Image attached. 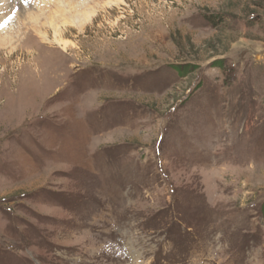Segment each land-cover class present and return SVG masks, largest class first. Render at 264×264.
<instances>
[{"label": "rangeland", "instance_id": "rangeland-1", "mask_svg": "<svg viewBox=\"0 0 264 264\" xmlns=\"http://www.w3.org/2000/svg\"><path fill=\"white\" fill-rule=\"evenodd\" d=\"M78 1L0 0V264H264V0Z\"/></svg>", "mask_w": 264, "mask_h": 264}, {"label": "bare ground", "instance_id": "bare-ground-1", "mask_svg": "<svg viewBox=\"0 0 264 264\" xmlns=\"http://www.w3.org/2000/svg\"><path fill=\"white\" fill-rule=\"evenodd\" d=\"M64 7H70L73 4L74 0H58ZM91 3V0H79L78 2H76V6L77 9H84V12L81 13H76V15H73L74 21L77 22V25L79 26V28H83L84 25L90 21L92 19V14H94L92 12V8H88L89 4ZM45 4H43L42 6H39V11L41 12L42 9L44 8ZM37 8V9H38ZM57 30V28H56ZM60 32L57 30L56 31V36H55V42L62 47L63 49H65L67 47V43L64 42V39L60 37Z\"/></svg>", "mask_w": 264, "mask_h": 264}, {"label": "trees", "instance_id": "trees-1", "mask_svg": "<svg viewBox=\"0 0 264 264\" xmlns=\"http://www.w3.org/2000/svg\"><path fill=\"white\" fill-rule=\"evenodd\" d=\"M186 66H188V65H183V66L180 67V68L182 69V70H181L182 72H184V69L187 68Z\"/></svg>", "mask_w": 264, "mask_h": 264}]
</instances>
